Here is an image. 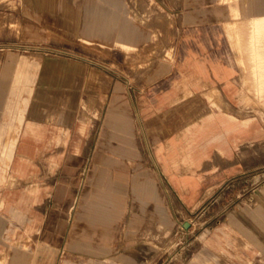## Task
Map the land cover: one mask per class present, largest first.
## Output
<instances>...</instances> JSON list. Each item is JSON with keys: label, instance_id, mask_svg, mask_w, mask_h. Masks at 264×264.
<instances>
[{"label": "crops", "instance_id": "1", "mask_svg": "<svg viewBox=\"0 0 264 264\" xmlns=\"http://www.w3.org/2000/svg\"><path fill=\"white\" fill-rule=\"evenodd\" d=\"M243 177L187 264H264V0H0V264H150Z\"/></svg>", "mask_w": 264, "mask_h": 264}, {"label": "rangeland", "instance_id": "2", "mask_svg": "<svg viewBox=\"0 0 264 264\" xmlns=\"http://www.w3.org/2000/svg\"><path fill=\"white\" fill-rule=\"evenodd\" d=\"M68 41L71 52L75 54L82 52H85V54L98 53L103 49L106 51L113 47L112 44L106 42L85 39L71 34H68ZM116 46L121 50L123 49L122 45ZM116 59L121 61L122 56H116ZM252 185L246 177L234 179L225 184L196 213L188 217L191 221L188 227H185L181 221L178 231L165 234L163 252L150 264H187L191 261L202 248L204 237L207 235V240L211 237L212 230L218 225L221 216L225 212L224 209L241 194L251 192Z\"/></svg>", "mask_w": 264, "mask_h": 264}, {"label": "water", "instance_id": "3", "mask_svg": "<svg viewBox=\"0 0 264 264\" xmlns=\"http://www.w3.org/2000/svg\"><path fill=\"white\" fill-rule=\"evenodd\" d=\"M184 226L185 227H188L189 226V222L185 223Z\"/></svg>", "mask_w": 264, "mask_h": 264}, {"label": "bare ground", "instance_id": "4", "mask_svg": "<svg viewBox=\"0 0 264 264\" xmlns=\"http://www.w3.org/2000/svg\"><path fill=\"white\" fill-rule=\"evenodd\" d=\"M198 48V47H197Z\"/></svg>", "mask_w": 264, "mask_h": 264}]
</instances>
